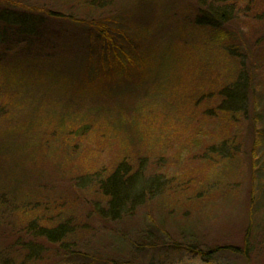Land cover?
I'll return each mask as SVG.
<instances>
[{
  "label": "rangeland",
  "instance_id": "1",
  "mask_svg": "<svg viewBox=\"0 0 264 264\" xmlns=\"http://www.w3.org/2000/svg\"><path fill=\"white\" fill-rule=\"evenodd\" d=\"M248 1L232 6L237 38L217 41L203 0H0V264H264V43L251 47L264 0L256 17ZM99 19L134 61L104 73L109 96L145 98L134 134L72 103L97 78L86 75L100 52L88 24ZM245 69L249 109L231 117L218 95ZM83 117L89 131L71 135ZM37 131L46 138L34 143ZM116 171L129 195L112 213L96 183ZM60 226L63 238L42 237ZM248 229L244 255L234 249Z\"/></svg>",
  "mask_w": 264,
  "mask_h": 264
},
{
  "label": "trees",
  "instance_id": "2",
  "mask_svg": "<svg viewBox=\"0 0 264 264\" xmlns=\"http://www.w3.org/2000/svg\"><path fill=\"white\" fill-rule=\"evenodd\" d=\"M203 2L208 4L206 18L212 19L213 22L215 21L214 25L209 23V21H207V25H206L208 26V28H210V30L213 33L216 34L215 40L217 41L218 39L223 40L224 38H226V36L228 37L233 36L234 38H237L233 33L242 30L240 26L241 21L238 22L236 14L234 15L233 7L238 5L239 0H206V1L203 0ZM203 2H200V3H203ZM140 3L143 8H147L145 2H140ZM254 3H256L255 0H249L247 5L245 4L244 8L247 7V11L245 12L247 16H249V14L251 13L253 17H256L251 9L254 6L253 5ZM197 5L199 6V4ZM209 5H217L219 8L218 13H216L215 11H210L209 9L212 6H209ZM238 9H241V8L238 6ZM7 18L12 21L17 20L12 15L7 16ZM130 20L132 21L133 19L130 18ZM22 21L18 23L17 29L19 30V26H22L23 29L19 32L22 35L30 34L32 31L27 33V30L32 29L31 24L28 23L27 21H24V20ZM88 25H89V31L96 36L97 40H98V37L100 39V42H99L100 52L96 54L95 64H89L87 66L88 72L86 76L90 78L91 76H93L90 73H93V74H96L97 78H92L93 82L91 83L92 84L91 86H87L85 87V89H82V88H79V90L75 89L74 99L72 103L80 106L81 110L83 109L84 112L88 113L86 115H89V113L98 110L99 111L98 113L100 114L97 115V117H99L100 120H105L108 116L111 117L112 115H114L115 126H119L120 129L122 128H124L125 130L127 129L129 130V132L134 134L135 133L133 132L135 130L134 129V126H135L134 119H135V116L138 115V111H140V109L144 108V106L146 105V104L140 103L141 101H143V99L145 100V98L140 97L136 99L132 97L133 99H136L133 101H126L128 100V98L126 100H119L116 94L114 93H112L110 96L108 95V91H107L108 87L104 82L106 81L105 76H104L105 72L110 70L113 76L117 72H120V71L121 72L123 71L125 74H127L128 71L130 70L129 66H131V64H133L134 61L132 59L129 60L130 58L128 57V52L126 48L121 45H118L117 44L118 41L117 43L114 41L116 35L115 33H113V31H115L116 29L110 23H107L106 19L105 20L99 19V20L94 21L91 24L89 23ZM117 30L121 31L120 29H117ZM137 35L138 36H135L136 38L134 37V39L132 40V43L128 44L127 46V48H129L131 51L135 50L137 47L136 39H139L140 37L141 38L139 40L143 39L142 37L143 34H141V36H140V33ZM119 37L128 39L130 36L128 37V35L120 33ZM24 40L25 39L23 38V42ZM260 41H263L264 43V33L262 35V38H260L258 42L254 41V43H252L251 47L256 46V47H259L258 49H260L262 47V44H259ZM245 45L247 47V45L249 44L245 43ZM251 49L247 51H250V53H252ZM103 50L106 53L105 55H102ZM142 58L144 59V56H142ZM135 62L143 63V61H141L140 59L139 61L135 60ZM107 66L109 67L107 68ZM88 74H90L91 76ZM248 75H249V72L247 71V69H245L244 71L242 70L241 73H239V78L237 81H235L234 83L232 82L231 84L225 85L219 92L218 97L221 99L219 109L222 112L229 113L231 117L233 115L236 116L241 113L245 114L246 113L245 111L249 109V102H250L251 96L249 95V91L247 88ZM7 76H8L7 79L11 78V74H7ZM253 98L254 97H252V100H254ZM96 99H102L103 102L99 103V105L97 106V104H94ZM79 100L81 101L87 100V102L86 101L80 102ZM138 101H139V104H137ZM92 119L93 121L97 120L96 118H92ZM63 120L64 118L60 116V121H63ZM86 120L87 118H84V117L80 120H75L74 122L75 126L72 130L71 135L75 134V137H76L78 135L84 134L85 132L89 131L90 127L92 126V122H87ZM64 121L66 122V120ZM64 130L65 129L62 128L60 125L59 128H57L56 130V134H63ZM35 133L36 135L34 134L31 139L34 143L42 142L44 137L46 138L45 134L42 131L40 132L37 131ZM256 141H258V139ZM226 145H228V143L226 142L222 143L221 154H223L224 149H226L225 147ZM29 146L30 145L27 142L26 144H24V146L22 144L21 148L22 149L23 147L28 148ZM118 173L119 172L116 171L114 174L107 177L106 180H97V183H96V191L102 194L103 198L108 203L107 206H108L109 211H111L112 213L113 212L117 213L121 211V208L123 207L125 203L124 200L129 195V188H128L129 179L125 180L126 182L120 181L121 179H118V176H117ZM8 202L7 201L2 202L1 204L9 205L10 202L9 203ZM67 231L68 229L66 228V226H60L56 229V231H53V230L49 231L46 228H44L42 237L50 241H54V239L56 241L57 239L63 238V236L65 235ZM250 231L251 230L248 229L245 234L243 249L236 248L234 249V251L236 252L240 251L242 254L247 255L248 249L251 244ZM84 264H95V262L90 259L88 262Z\"/></svg>",
  "mask_w": 264,
  "mask_h": 264
}]
</instances>
